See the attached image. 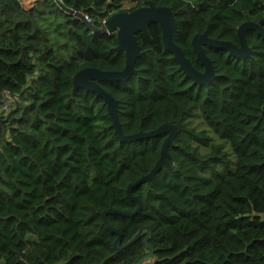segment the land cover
Here are the masks:
<instances>
[{
    "label": "trees",
    "instance_id": "16d2710c",
    "mask_svg": "<svg viewBox=\"0 0 264 264\" xmlns=\"http://www.w3.org/2000/svg\"><path fill=\"white\" fill-rule=\"evenodd\" d=\"M150 2L175 11L174 40L200 71L196 33L239 44L238 25L264 18V0H0V97H17L0 117V264H136L150 251L145 228L117 250L102 212L137 207L127 186L152 169L167 134L120 141L105 99L73 92L76 71L119 70L126 56L115 33H95L66 9L102 26ZM148 31L136 33L137 72L99 83L117 99L125 134L176 125L175 167L133 188L140 212L107 219L121 244L148 227V264H264V36L246 31V58L205 45L207 85L186 75L158 23Z\"/></svg>",
    "mask_w": 264,
    "mask_h": 264
},
{
    "label": "water",
    "instance_id": "95a60500",
    "mask_svg": "<svg viewBox=\"0 0 264 264\" xmlns=\"http://www.w3.org/2000/svg\"><path fill=\"white\" fill-rule=\"evenodd\" d=\"M20 3L23 0H18ZM60 1V0H59ZM66 9L80 18H82L91 30L95 33L106 32L115 33L118 43L116 50H124L125 62L123 67L119 70H102L97 67H84L76 71L72 77L73 92L81 87L86 90L95 91L101 95L107 104L108 113L112 118L115 134L120 141L132 142L140 138L153 137L156 135L167 134L160 150V156L155 162L152 169L147 173L136 179L134 182L129 183L127 186V195L130 199L137 202V207L133 211L122 210L118 208H107L103 210L102 216L107 227L117 234L114 241V246L117 250L124 249L139 239L143 229H147L148 234L145 237L146 243L150 247V251L141 257L136 264H141L142 260H147L153 255V247L149 242V229L147 226H142L136 234L126 243L121 244V233L118 228L114 227L107 219L108 213H119L125 216H132L141 211L143 203L139 196L133 195V188L141 185L146 181L153 179L158 171L164 166L165 168L172 169L175 167L171 165L170 159L172 158L168 147L174 142L177 135V127L175 124L164 122L157 128L149 131H138L130 134L123 132L121 122L117 113V99L109 93L99 81H125L133 73H136V60L141 56L144 51L137 40L136 33L142 31L149 35L148 25L151 22H156L162 29V39L165 47L174 54V58L178 61L180 67L191 77L194 82L206 83L207 85L212 81L215 76L214 66L211 58L205 51V45L217 46L228 49L232 54L237 57L246 58L251 53V47L246 39V31L251 29L264 36V18L259 20H245L237 27V35L239 37V44H235L229 40H221L209 37L206 32L196 33L192 39V46L196 52L199 60L205 65L203 71L198 70L191 61L186 57L182 47L174 40L175 30V11L167 5H156L150 2L147 5H142L131 10H121L114 12L107 19L104 20L102 26H95L91 20H88L85 14L81 11H76L70 7Z\"/></svg>",
    "mask_w": 264,
    "mask_h": 264
},
{
    "label": "built area",
    "instance_id": "2783aa9c",
    "mask_svg": "<svg viewBox=\"0 0 264 264\" xmlns=\"http://www.w3.org/2000/svg\"><path fill=\"white\" fill-rule=\"evenodd\" d=\"M36 1L38 0H31L30 3L36 2ZM85 16L87 17L88 20H91V18L88 15H85ZM12 103L13 101H12L11 91L8 89L4 90L0 97V117L5 116L10 112V110L12 109Z\"/></svg>",
    "mask_w": 264,
    "mask_h": 264
},
{
    "label": "rangeland",
    "instance_id": "374dc122",
    "mask_svg": "<svg viewBox=\"0 0 264 264\" xmlns=\"http://www.w3.org/2000/svg\"><path fill=\"white\" fill-rule=\"evenodd\" d=\"M30 1L31 0H24V2H23L24 6L27 7V8H29V7H32L37 2L36 1V2L30 3ZM132 4H133V2H126L124 5H125V7H131ZM16 100H17V97L12 94V101H13L12 108L15 105ZM197 122H199V119L198 118L195 120V123H197ZM199 125H200L201 128L203 127V124L202 123H199ZM225 149H228L229 150L228 153L230 155H232V150H231V148H230V146H229V144L227 142L225 143Z\"/></svg>",
    "mask_w": 264,
    "mask_h": 264
},
{
    "label": "crops",
    "instance_id": "0c3cea01",
    "mask_svg": "<svg viewBox=\"0 0 264 264\" xmlns=\"http://www.w3.org/2000/svg\"><path fill=\"white\" fill-rule=\"evenodd\" d=\"M150 261H151V260L148 259V260H146L143 264H148Z\"/></svg>",
    "mask_w": 264,
    "mask_h": 264
},
{
    "label": "bare ground",
    "instance_id": "6f19581e",
    "mask_svg": "<svg viewBox=\"0 0 264 264\" xmlns=\"http://www.w3.org/2000/svg\"><path fill=\"white\" fill-rule=\"evenodd\" d=\"M23 2H24V0H23ZM23 2H22V3H23Z\"/></svg>",
    "mask_w": 264,
    "mask_h": 264
}]
</instances>
